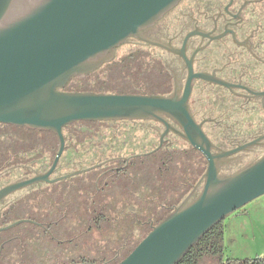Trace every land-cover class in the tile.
Listing matches in <instances>:
<instances>
[{"label": "water", "instance_id": "water-1", "mask_svg": "<svg viewBox=\"0 0 264 264\" xmlns=\"http://www.w3.org/2000/svg\"><path fill=\"white\" fill-rule=\"evenodd\" d=\"M182 1L0 0V124L50 132L59 140L48 172L3 188L0 201L39 183H57L101 166L49 179L65 151L64 129L78 122L155 119L165 123L158 116L162 114L179 124L178 135L207 162L192 192L119 264H178L216 225L264 196V156L229 177H220L234 155L256 143L212 153L215 146L188 107L190 83L181 99L65 91L73 79H86L110 63L128 39L143 40L140 33ZM168 131L166 126L153 152L136 157L158 152ZM26 223L32 222L19 221L0 232Z\"/></svg>", "mask_w": 264, "mask_h": 264}, {"label": "flooded vegetation", "instance_id": "flooded-vegetation-1", "mask_svg": "<svg viewBox=\"0 0 264 264\" xmlns=\"http://www.w3.org/2000/svg\"><path fill=\"white\" fill-rule=\"evenodd\" d=\"M140 36L143 40L128 39L116 50L110 63L115 64L134 53L143 54L141 67L147 75L142 82V95L164 98L175 95L181 99L190 83L188 107L196 124L202 125L203 132L215 146L212 153L232 151L256 143L234 155L232 158L235 159L223 167V171L232 168L233 163L250 157L251 152L257 154L259 148H263V153L257 157L264 156V0H183L153 27L142 31ZM123 47L129 51L119 57L118 52ZM158 116L165 123L155 119L95 123H141L158 139V145L150 153L159 146L166 126L169 131L164 137L162 148L190 146L178 135L180 126L176 121L162 114ZM261 138L263 139L259 141ZM236 141L244 143L235 145ZM225 144L230 148L226 149ZM127 146L128 143L124 150ZM66 147L65 139V150ZM136 156L137 154L129 155L124 152L113 153L107 158L108 161L99 163L101 166L97 169L103 173L131 178L129 167ZM60 161L55 172L49 177L51 181L68 175L61 173ZM51 166L44 169H27L25 164L11 166L0 174V190L16 182L32 179L38 174H45ZM16 173L17 178L14 177ZM78 176L57 182L66 184L69 181L66 188L59 187V195L54 193L57 196H49L52 201L46 203L45 208L38 207L39 210L46 211L42 222L32 216L30 208H23L20 203L32 200L33 189H45L57 183L42 182L26 188L27 192L24 189L0 201V229L19 221H30L32 223L26 224L33 225L42 232L39 234L43 242L40 245L35 244L32 241L35 239L33 234H9L0 243V254L10 244L25 247H22L24 253L21 255V264H119L131 254L135 248L127 249L123 246L122 253H116L111 259H107L104 258L100 247L105 237L117 230L112 216L116 215L112 203L116 197L118 204L126 203L122 197L124 191L120 188L119 194L112 196L114 192L108 194L103 189L102 192L107 193L108 198L99 202L96 200L97 194L86 192L88 189L84 183L78 179L75 181ZM128 191L129 189L125 190V194H128ZM85 192L87 199L91 200V207H84L85 204H82L86 198ZM65 196L68 197L69 203L78 205L71 215L66 213ZM139 206L140 204L135 208ZM23 209L25 213L30 214L6 223L12 214L22 213ZM4 222L6 224H3ZM66 224L68 225L65 226ZM85 224V230L80 232ZM60 226L61 234L58 232ZM141 226H144V223ZM149 227H154V224ZM5 232L7 231L0 232V237ZM125 234L128 232L125 231ZM140 235L142 237L137 246L145 237L143 231ZM90 237L95 240L91 247ZM86 245L90 248L89 251L85 249ZM14 253L18 254L15 251ZM98 255L99 259H96Z\"/></svg>", "mask_w": 264, "mask_h": 264}, {"label": "rangeland", "instance_id": "rangeland-1", "mask_svg": "<svg viewBox=\"0 0 264 264\" xmlns=\"http://www.w3.org/2000/svg\"><path fill=\"white\" fill-rule=\"evenodd\" d=\"M128 51V48H121L118 52L119 57L126 55ZM71 89L72 88L67 89L66 92H71L69 91ZM127 90L130 91L129 88H127ZM113 129L116 131L114 130L112 138L103 140L100 144H93V142L90 143L88 141L84 144H80L79 142L80 145H77L76 149L72 147L66 149L63 155V161L66 160V163L65 166L60 169L61 173L70 174L87 170L105 160L108 161L107 158L113 153L122 152L120 151V146L117 145L114 147L113 144L115 143V139L127 140L129 142L126 150L123 151L129 155L147 154L158 145V139L154 137L149 128L144 127L141 123L127 125L122 123L113 126ZM14 130L15 129L9 127L6 131L5 139L15 132ZM241 142L242 143L236 141L235 145H243L244 141ZM73 143L77 144V141H73ZM224 147L226 149L230 148L228 144H225ZM251 153L250 157H245L242 161L239 160L233 163L232 168H229L228 171L222 170L220 177H229L258 161L262 157L260 156V158H258L257 155L263 153V148H259L257 154H254V152ZM192 164L194 174L187 176L183 164L180 161L176 160L163 164L161 157L158 155L151 158L147 156L136 157L132 160L131 166L129 167L133 175H131V178L123 175L115 176L111 173H103L98 169L81 174L75 178V181L78 179L80 181L89 182L87 189L91 191V194L98 195L96 200L99 202L108 198L107 193L101 192L102 189L106 190L108 194H110L111 191L114 192L112 196H117L119 194L118 189L120 188L124 191L122 197L126 203L118 204L117 197L115 202L112 203L115 207L114 213H116L115 217L114 215L112 216L117 224V230L110 236L107 235L105 240L102 241L100 247L101 250H103L102 253L104 258L111 259L116 253H122L123 250L121 248H123V246L127 247V249H132L141 240V231H143V236H145L149 232L150 223H157L162 217L164 218L169 214V210L175 209L184 201L196 186L197 174L200 171L195 168L194 158ZM14 177L17 178V173ZM67 183H69V181H67ZM67 183H57L45 189L35 188L32 191V200L21 202L20 205L23 208H30L32 216L37 221L42 222L41 220H43L46 211L44 209L39 210V208H45L46 203L49 204L51 200L49 196H57L54 193L59 195V187L66 188L68 185ZM125 188L129 189L128 194H125ZM23 190L18 191V193ZM26 190L27 189L24 191ZM51 192L52 194H50ZM16 194L17 192L14 193V195ZM59 197L61 198L62 194H60ZM85 197L82 204H85L84 207L87 205L91 207V200L89 198L87 199L86 193ZM67 200L68 197L65 196L64 206H66V213L71 215L78 205L69 203ZM33 204L35 205L34 208L32 207ZM138 204H140V206L135 208ZM27 214L30 213H25L23 209L22 213L12 214L6 223L9 224L15 220H19L27 216ZM6 223L4 222L3 224ZM142 223H144V226H141ZM223 224L225 227L224 244L226 259L249 260L264 255V196L249 203L241 210L226 218ZM67 225L68 224L65 226ZM85 227L86 224L82 230L80 229V232L84 231ZM27 230L28 226L22 224L13 230L7 231L0 237V243L6 235L19 234ZM125 231H127L128 234H125ZM58 232L59 234L62 233V226L58 227ZM90 239L89 246L91 247L95 240L93 237H90ZM85 249L88 250L90 248L86 245ZM4 257H6L7 262H2L0 264L22 263V257L19 254L11 255L5 251ZM8 259H10L11 262H9ZM96 259H99V255Z\"/></svg>", "mask_w": 264, "mask_h": 264}, {"label": "trees", "instance_id": "trees-1", "mask_svg": "<svg viewBox=\"0 0 264 264\" xmlns=\"http://www.w3.org/2000/svg\"><path fill=\"white\" fill-rule=\"evenodd\" d=\"M142 57L143 54L134 53L133 55L122 58L115 64H106L102 69L89 75L86 79H73L66 90L72 88L69 91L142 95L144 94L142 82L147 75L142 71ZM127 88H129L130 91H128ZM117 125L119 124L88 122L75 123L64 129V137L67 145L66 149L69 147L76 149L77 145H80L81 143L84 144L86 141L90 143L93 142V144H100L101 141L112 138L115 130L113 129V126ZM9 127L15 129V132L10 134V136L5 139L6 131ZM73 141H77V144H74ZM127 143H129L127 140L115 139V143L113 145L114 147L117 145L120 146V151L123 152ZM58 150L59 140L50 132L30 131L23 128L0 125V173L7 170L11 166H17L18 164L27 165V169L35 167L44 169L53 164ZM157 155L161 157L163 164L176 160L180 161L183 164L187 176L194 174L192 164L194 158L195 168L196 170H200L197 174V183L206 171V160L199 152L190 146H166L158 152L148 155L147 157L151 158ZM65 163L66 160L63 161L62 157L59 169H62L65 166ZM82 182L87 188L89 182ZM125 190H128V188H125ZM87 191L88 190H86V192ZM102 191L103 189L101 192ZM171 211L172 210H169L168 213H171ZM164 218L162 217L154 224V226H156ZM26 225L28 226V230L22 232V234H33L35 239L32 241H34L35 244H42V237L39 234L41 231L33 225ZM151 225L153 224L150 223L149 226ZM151 230L152 228L149 227V232L145 235V237L151 232ZM224 237L225 227L223 222H221L208 232L178 264H264V255L257 257L256 259L249 260L226 259ZM25 243H28V241H25ZM11 245L12 244L3 249L2 254H0V263L7 262L6 257H4L5 251L11 255H15L14 251L18 254L21 253L19 255H23L24 246H22L24 248H20L18 245ZM136 246L137 245L133 248H136ZM8 261L11 262L10 259H8Z\"/></svg>", "mask_w": 264, "mask_h": 264}]
</instances>
